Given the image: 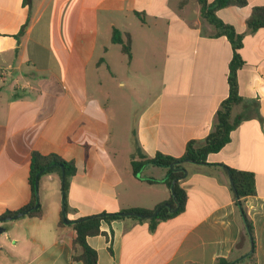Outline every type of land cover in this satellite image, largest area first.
<instances>
[{"label": "crops", "instance_id": "obj_1", "mask_svg": "<svg viewBox=\"0 0 264 264\" xmlns=\"http://www.w3.org/2000/svg\"><path fill=\"white\" fill-rule=\"evenodd\" d=\"M181 2L0 0V70H10L0 75V264H82L72 225L59 226L56 173L39 179L41 218L3 217L32 200L34 153L74 164L68 220L168 204L167 170L146 165L135 176L131 163L159 152L179 158L189 141L203 144L228 96L233 55L197 0ZM263 5L217 12L244 34V102L233 108L241 120L230 142L209 165H185V208L154 230L131 218L102 222L101 234L87 238L98 264H217L248 256L253 241L264 264V29L246 26ZM115 29L124 42L130 35L131 57L112 42ZM226 167L254 174L255 194L244 200L253 238Z\"/></svg>", "mask_w": 264, "mask_h": 264}, {"label": "trees", "instance_id": "obj_2", "mask_svg": "<svg viewBox=\"0 0 264 264\" xmlns=\"http://www.w3.org/2000/svg\"><path fill=\"white\" fill-rule=\"evenodd\" d=\"M187 0H182L181 4H185ZM201 9L202 17L211 25H213L217 32L216 37L225 36L231 43L233 49L232 59L229 63L228 74V96L222 101L219 110L217 111V123L215 129L205 138L203 144L196 141H189L185 147L184 154L179 157L157 153L153 158H147L145 155L140 154V159L132 161V173L138 176L140 171L146 165H154L165 168L167 170V177L164 181L165 185L171 190L173 189L174 195L178 201V206L174 202L173 196L167 201L171 205L174 212H170L167 207H163L156 217L153 218H140L138 216H128L129 213H137L140 215H151L154 210L145 209H130L123 210L118 213L105 214L104 216H90L82 221H77L72 225L76 233L73 240L74 258L82 264H98L97 252L91 248L87 243V238L101 234V223L106 222L111 224L113 221L124 220L126 218L136 219L139 221H148L151 230H154L157 225L164 220L172 218L176 214L184 210L187 202L186 191L180 186V181L186 175L187 163L206 164L208 157L211 154L221 151L231 140V133L235 127L240 123V118L232 119V111L235 106L241 105L244 100L239 94L238 86V71L243 67L244 60L241 57L240 50L243 46L244 34L238 33L236 29L225 23L217 16L219 10L237 7L243 8L247 6L248 0H197ZM247 29L256 31L264 29V5L257 6L252 9L250 16L246 20ZM112 42L114 44L122 45V51L128 57H131V38L126 35L125 42L119 30L115 29L112 34ZM65 169V182L62 183V192L64 198V205L67 208V190L69 186V178L75 173L76 169L72 162L63 160L56 154L42 155L34 153L30 163V177L29 182L33 191V197L28 206L19 210L18 212H9L3 217L15 216L25 210L35 206L37 202V195L35 192V180L39 175V179L43 175L56 173L59 178L62 177V169ZM228 174L232 179V186L236 197V203L241 207V212L247 221V226L250 236L253 238L254 232L251 222L249 221L245 208L244 200L255 194V177L253 173L238 171L233 168L226 167ZM152 182V180H148ZM43 215L41 208L30 211L29 217L41 218ZM59 226H64L63 218L59 221ZM252 252L239 259L229 260L220 259L217 264H256L255 257V244L252 242Z\"/></svg>", "mask_w": 264, "mask_h": 264}, {"label": "water", "instance_id": "obj_3", "mask_svg": "<svg viewBox=\"0 0 264 264\" xmlns=\"http://www.w3.org/2000/svg\"><path fill=\"white\" fill-rule=\"evenodd\" d=\"M61 169H62V177H61V181H62V183H64V182H65V178H66V175H65V169H64L63 167H61ZM39 175H40V174H38V175L36 176V180H35V192H36V195H37V192H38V186H39ZM229 177H230L231 184H233L230 175H229ZM171 193H172V196H173L174 202H175V203L177 204V206H178V201H177V199H176V197H175V195H174V191H173V189H171ZM163 207H167L171 213L175 211V209H172V207H171L170 204H162V205L159 206V207H158V208H157V209H156L151 215H148V216L140 215V214H137V213H129V214H127V215H128V216H138V217H140V218H148V219H150V218L156 217L157 214L160 212V210H161ZM38 208H39V203H38V199H37V202H36V204H35L34 207H32V208H30V209H28V210H25L24 212H21V213L15 215V216L11 217L10 219H15V218H17V217H19V216L26 215V214H28L30 211L36 210V209H38ZM62 212H63V223H64L65 225H73V224L76 223L77 221H82V220L86 219V218H82V219L75 220V221L68 220V219L66 218V213H65V212H66V207H65V205H64V198H63V208H62ZM104 215H105V214H102V215H99V216H104ZM2 232H3V229L0 228V233H2Z\"/></svg>", "mask_w": 264, "mask_h": 264}, {"label": "built area", "instance_id": "obj_4", "mask_svg": "<svg viewBox=\"0 0 264 264\" xmlns=\"http://www.w3.org/2000/svg\"><path fill=\"white\" fill-rule=\"evenodd\" d=\"M9 71L10 70L3 68V69L0 70V75L6 76L9 73Z\"/></svg>", "mask_w": 264, "mask_h": 264}, {"label": "rangeland", "instance_id": "obj_5", "mask_svg": "<svg viewBox=\"0 0 264 264\" xmlns=\"http://www.w3.org/2000/svg\"><path fill=\"white\" fill-rule=\"evenodd\" d=\"M223 17H225V19L228 17L227 15H223ZM240 16L237 15V20L239 19ZM58 184V183H57ZM37 199H38V203L40 205V202H39V186H38V192H37Z\"/></svg>", "mask_w": 264, "mask_h": 264}]
</instances>
